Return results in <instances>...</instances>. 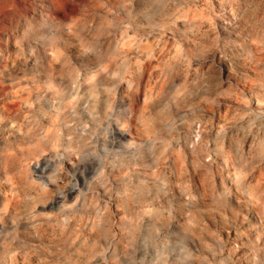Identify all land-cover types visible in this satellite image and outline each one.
Instances as JSON below:
<instances>
[{
  "label": "clouds",
  "instance_id": "1",
  "mask_svg": "<svg viewBox=\"0 0 264 264\" xmlns=\"http://www.w3.org/2000/svg\"><path fill=\"white\" fill-rule=\"evenodd\" d=\"M0 264H264V0H0Z\"/></svg>",
  "mask_w": 264,
  "mask_h": 264
}]
</instances>
